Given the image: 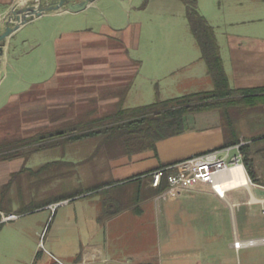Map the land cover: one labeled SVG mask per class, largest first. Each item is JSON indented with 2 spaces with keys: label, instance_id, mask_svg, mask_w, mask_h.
I'll return each instance as SVG.
<instances>
[{
  "label": "rangeland",
  "instance_id": "obj_1",
  "mask_svg": "<svg viewBox=\"0 0 264 264\" xmlns=\"http://www.w3.org/2000/svg\"><path fill=\"white\" fill-rule=\"evenodd\" d=\"M198 8L215 28L232 86L264 85V2L198 0ZM56 21L65 32L90 38L80 44L88 47L85 49L100 48L102 51L99 52L103 54L94 58L90 56L78 63L68 62L55 73L54 48L46 39L51 37L47 32L56 28ZM24 34L32 39L38 37L42 45L38 49H30L34 48L32 45L27 47L16 73L9 76L4 72L0 74V108L10 107L7 114L0 115V141L6 137L57 129L64 125L62 123L75 121L82 114L90 113V117L85 116L92 119L114 112L117 106H101L96 99L82 104L78 99L69 109L58 108L56 124L45 128L34 122L32 116L29 122L24 123L19 110L44 94L61 97L65 96V92L77 94L86 79L79 71L97 63L107 69H116L120 66L117 63L120 56L125 54L120 51L121 48H126L135 61L143 59L141 65L138 62L137 66L133 61L126 66L137 68L143 75L166 74L182 62L178 58L183 56L196 59L194 67H206L181 0H96L78 14L64 13L36 21L18 37ZM83 51L78 49L74 55ZM188 71H176L175 79ZM146 81L138 79L127 106L151 104L156 100L157 82ZM165 81L161 82L162 87ZM210 83L211 78L207 76L199 84L188 87L193 88L191 90H208ZM176 92L181 94L183 91ZM4 95L5 98L1 99ZM167 96L165 88L162 89V98ZM25 113L24 120H27V113L31 112L25 110ZM234 120L239 133L248 140L264 135V108L250 109L234 117ZM67 123L65 125L69 126ZM97 146V139L61 145L33 154L29 159L21 156L7 169H17L21 160H24V166L32 169L60 159L78 164L73 177L56 179L40 188L25 176L20 179L24 182V199L39 201L42 197H50L52 202L56 196L86 187L96 180L127 178L142 164L132 161L133 157L132 162L115 166L102 155L90 158ZM263 146L258 142L253 148L261 184L254 183L245 168L253 193L243 187L229 191L226 198L208 192L173 191L166 199L146 204L143 216L127 213L116 220L108 231L98 226L94 218L96 203L93 200L97 196L68 199L67 202L61 201L6 221L0 231V264H76L75 259H81V249H91L97 244L114 246L121 262L99 259L82 264H264L263 244L239 250L235 247L237 240L264 237V154L263 151L255 152ZM236 192L239 194L230 196ZM33 230H38L40 235H34ZM37 244L33 254L32 249ZM49 252L57 260L50 257Z\"/></svg>",
  "mask_w": 264,
  "mask_h": 264
},
{
  "label": "trees",
  "instance_id": "obj_2",
  "mask_svg": "<svg viewBox=\"0 0 264 264\" xmlns=\"http://www.w3.org/2000/svg\"><path fill=\"white\" fill-rule=\"evenodd\" d=\"M181 1L185 5L186 16L192 35L200 48L201 58L206 63L208 74L212 79V90L167 100H161L157 91L156 100L148 105L124 108L121 101L114 112L96 118L89 119L85 115L90 117V113H86L77 117L75 121L69 120L68 123H62L64 125L57 129H48L28 137H6L0 141V160L18 156L29 159L33 154L58 148L61 145L97 139V149L90 158L102 155L112 165H122L130 161L134 155L145 151H153L157 156V142L184 132L190 115L219 111L226 134L224 145L220 148L239 145L243 154L242 161L249 177L254 183L261 184L255 168L253 148L258 142L264 145V135L242 142L238 137L233 113L239 116L253 108L263 109L264 86L244 89H234L230 86L215 28L199 11L198 0ZM261 1L264 2V0ZM260 151L264 154V146L255 152ZM77 165L72 161L60 159L43 164L36 169L23 166L2 187L0 211L5 212L6 215L11 214L5 209V205L11 203L9 192L13 183L23 176L40 188L56 179L73 177ZM166 166L169 165H161L156 169L121 180H96L86 187H79L67 194L58 195L55 197V202H52L59 203L72 198L99 196L101 208L97 220L101 224L125 211L141 215L145 201L159 197L168 189L166 179L159 188L150 186L151 173ZM18 196L23 199L22 188H19ZM50 203L51 200L35 201L33 204L23 206L18 212H31ZM2 226L0 223V229Z\"/></svg>",
  "mask_w": 264,
  "mask_h": 264
},
{
  "label": "crops",
  "instance_id": "obj_3",
  "mask_svg": "<svg viewBox=\"0 0 264 264\" xmlns=\"http://www.w3.org/2000/svg\"><path fill=\"white\" fill-rule=\"evenodd\" d=\"M58 2H59L58 0H45V3L47 5L57 4ZM29 3H35L38 5L39 2L38 1L33 2L32 0H30ZM26 5H28V0H0V21L6 15V13H8L11 9H14V7L22 8ZM64 13H72V12L67 11L66 8L60 9L58 11L46 12L39 17H35L34 19L29 20L26 24L22 25L18 30L13 32L6 42L5 53L2 58V66H1L0 74L4 72L7 74L6 76H9L10 73H16L17 72L16 67L19 64V61L23 58V55L26 53L27 47L32 45L31 47H34V48H30V49H38V47L42 45V42L40 41V39H38V37H35L32 39V37L29 38L27 34H24L21 38H19L18 36L21 32L26 30V28L30 24H33L36 21L43 20L45 18L59 16ZM72 14H78V13H72ZM55 25H56L55 26L56 28L54 30L49 29V31L47 32V34L50 35L51 37H49V39H46V41L48 43L50 42V44H52L54 48L53 52H54V57L56 61L55 73L59 72L61 67L66 65L68 62L72 64L78 63L83 59H86V58L88 59L90 56H93L92 58H94L95 56H100L103 54L99 52V51H102V49L100 50V48L99 49L92 48L93 50L88 51V49H85L88 47L80 45L81 42L88 41L90 38H87V37L82 38L80 37L79 34H72L69 32L68 33L65 32L64 30L61 29L58 21L55 22ZM3 31H4V26L0 29V33ZM78 49H81V50L83 49L84 50L83 53L79 55H74L75 54L74 52H76ZM120 51H123L125 54L120 56V59H119L120 62L119 61L117 62L119 63L120 66L114 70L104 68L99 63L92 64V66L87 65L86 69H81L79 73L82 74L84 79L85 78L86 79L83 81L80 89L78 90L79 92L77 94H74V93L70 94L69 92L68 93L65 92V96L63 97L58 96V95H51V94L47 96L46 94H44V95H41L35 98L32 104H29V103L24 104L22 106V109L19 110L20 115L23 118V122L24 123L26 121L29 122L30 117L32 116V119L34 120V122L38 123L39 126L42 127L43 125V127L45 126V128L47 127L50 128L51 125L56 124L58 108L59 109L60 108L69 109L71 104L78 99L82 102V104L84 103L88 104L90 101H93L94 99H96L99 102V105L106 106V107L107 106L116 107L121 101H123L124 108H135L139 106L148 105V104H139V105H135L132 107L127 106V102L129 98L132 96V94H134L136 90L139 78H144L147 80L146 82H149V83L157 82L156 83V86L158 88L157 91L159 92V97L161 100L177 98V97H181L186 94L196 93L200 91H208V90L213 89L212 79H211V83L209 84L210 89L208 90H191L193 88H189L195 84L196 85L199 84L202 78L204 77L207 78V76H209L206 63H205L206 67H204L203 65L194 67L196 64L195 63L196 59L187 58V57L184 58L183 56V57L178 58V60L182 62L178 63L176 65L177 66L176 68L170 70L168 73L166 72V74H162L160 76L143 75L140 71L137 70V68L131 69V68L126 67L127 65L129 66L133 64V61L136 63L137 66H138V62L141 65L143 64V59L140 58V61H135L136 59H132L130 57L129 51L126 48H121ZM222 58L224 61V67H225L226 73L229 78L230 86L232 88L244 89V88L264 86V85L239 86V87L232 86L231 77L229 75L225 59L223 56ZM239 67H241V65ZM235 68H238V67L236 66ZM183 69L184 70L187 69L189 71L186 72L184 76H181V78L178 79L177 78L178 76H176L177 79H175L174 77L175 72L178 70H183ZM162 81L166 82L165 85H163V87L165 88V91L168 93V96L166 98H162V89H164L161 86ZM36 85L37 84L33 85V88ZM41 85H44V84H41ZM41 85L39 84V86ZM95 86H96V91H94ZM180 89H182L183 92L181 94H177L178 92L176 91L177 90L180 91ZM3 98H5V95L1 99ZM9 108H10L9 106H6V107L3 106L2 109L0 108V115L7 114L10 111ZM30 108H32V110H30ZM25 110H27L28 112H31V113H27V116H28L27 120H24L26 116ZM233 114L235 117H238V115L235 112ZM3 122H5V120H3ZM18 125H23V123L21 124L18 123ZM22 129H24L23 126H22ZM237 132H238V137L240 138L242 142L249 141L245 135L239 133L238 129H237ZM28 136H31V134L22 135V137H28ZM225 138H226L225 126L223 124V120H222V117L219 111H211V112L190 115L188 117L186 129L184 132H182L179 135H176V136H173L167 139H163L157 142V156H155L153 151H145V152H142L140 154H136L133 156L132 161H134L135 163L142 162V164L140 168L134 170L132 175L142 173L145 171H149L151 169H156L157 167L161 165H171V164L177 165L175 167V170L177 171L187 169L188 168L187 164L186 165H178V164L182 162H186L194 156H197L205 152L222 147L224 145ZM233 147L234 148L231 150V155L235 156L237 153V150L235 148L236 146H233ZM19 157L21 156H18L12 159H7V160H0V199L2 196V187L10 181L11 176L14 173L20 171V169L24 166V160H21V164H20L21 166L18 163L19 166L17 169H13V168L11 170L7 169L8 168L7 166L12 164L14 161L18 162V159H20ZM130 161H128L127 163H130ZM231 177H232V173L223 175L222 182L230 181ZM23 186H24V182H22V180H19L13 183L11 190L9 192L11 203L10 205L8 204L5 205L6 206L5 209L8 210L11 214L16 215L17 218L22 215L35 213L34 212L35 210L31 212H27V213L18 212L19 209H21L23 206H28L30 204H33L36 200V199L26 200L24 199V197L22 199L18 196L19 188H22ZM239 187H243V186H239ZM239 187H236V188H239ZM236 188L227 189L223 192L218 189V191L219 193H221V196L223 198H226L228 192ZM195 191L216 194L208 187H200L194 190H188V191H183V192L189 193V192H195ZM235 194H239V192L232 193L230 196L233 197L235 196ZM43 199H46V197H42L40 198L39 201L38 200L36 201L40 202V201H43ZM51 199L52 198L47 197L45 201H50ZM156 199L157 198L147 200L144 202V204L142 205L143 212L141 215H136L132 211H125L119 214L118 216H115L109 219L108 221H106L105 223L101 224L97 220L98 213L101 208V197L97 196L93 200V203L94 204L96 203V206L93 207L94 208V211H93L94 218L96 220V224L98 226L103 227L105 231H108V228L112 226L116 220H119L122 216H124L127 213H132L135 216H143L145 213L144 206L152 202L154 204L157 203L158 200ZM65 202H67V200H65ZM53 204L55 203L51 202L50 204L44 207L45 208L50 207ZM40 209L42 208H39L37 210H40ZM4 214L5 212L0 211V216ZM0 223L3 226L7 224L6 222H2L1 219H0ZM33 233L34 235H37V236L40 235V232L38 230L36 231L33 230ZM53 243L55 244L56 241H54ZM53 247L55 248L54 245ZM37 248H38V244L35 247H33L32 249L33 254L35 253ZM80 253H81V259H75L76 264H82L85 262L93 263V262L98 261L99 259L107 260L113 263L121 262L120 258L117 255L118 251L117 249L115 250L114 246L112 247V246H104L101 244H97V245H93L91 249L90 248L81 249ZM49 256L52 257L54 260H57V258L51 252H49Z\"/></svg>",
  "mask_w": 264,
  "mask_h": 264
},
{
  "label": "built area",
  "instance_id": "obj_4",
  "mask_svg": "<svg viewBox=\"0 0 264 264\" xmlns=\"http://www.w3.org/2000/svg\"><path fill=\"white\" fill-rule=\"evenodd\" d=\"M30 2V0H28ZM234 147L218 148L203 154L194 156L186 162L179 163L178 165H188L187 169L177 171V165H169L157 169L151 173L150 186L152 188H159L164 179L168 184V189L157 197V200L166 199L167 195L173 191H188L200 187H208L218 196L221 193L218 191L222 176L230 172L234 167L243 164V154L239 149V145L235 148L236 155H231V150ZM2 222L16 219L17 216L10 214L8 216L2 215ZM242 243V244H241ZM264 245V237L260 239H251L248 241H235V247L239 250L245 246Z\"/></svg>",
  "mask_w": 264,
  "mask_h": 264
},
{
  "label": "water",
  "instance_id": "obj_5",
  "mask_svg": "<svg viewBox=\"0 0 264 264\" xmlns=\"http://www.w3.org/2000/svg\"><path fill=\"white\" fill-rule=\"evenodd\" d=\"M32 1H38L39 3L37 5L35 3L28 2V5L22 8L14 7V9H11L8 13H6L0 21V29L4 26V31L0 33V70L7 39L22 25L46 12L58 11L63 8H66L67 11L72 13H79L85 10L95 0H59L57 4L50 5H47L45 0Z\"/></svg>",
  "mask_w": 264,
  "mask_h": 264
},
{
  "label": "bare ground",
  "instance_id": "obj_6",
  "mask_svg": "<svg viewBox=\"0 0 264 264\" xmlns=\"http://www.w3.org/2000/svg\"><path fill=\"white\" fill-rule=\"evenodd\" d=\"M230 173H232V177H231L230 181H228V182H222L221 181L220 182V185L218 187V189L220 191L223 192L227 189L236 188L239 186H243L244 188H247L251 191V181H250L249 177L247 176V173H246L245 169L243 168V166L238 165V166L234 167L230 172L225 173V174H230ZM251 193H252V191H251ZM253 200L256 201L257 199L253 196Z\"/></svg>",
  "mask_w": 264,
  "mask_h": 264
},
{
  "label": "flooded vegetation",
  "instance_id": "obj_7",
  "mask_svg": "<svg viewBox=\"0 0 264 264\" xmlns=\"http://www.w3.org/2000/svg\"><path fill=\"white\" fill-rule=\"evenodd\" d=\"M59 1V0H58Z\"/></svg>",
  "mask_w": 264,
  "mask_h": 264
}]
</instances>
